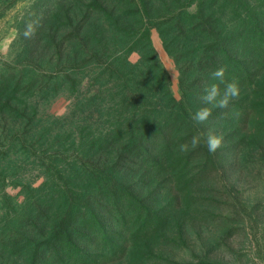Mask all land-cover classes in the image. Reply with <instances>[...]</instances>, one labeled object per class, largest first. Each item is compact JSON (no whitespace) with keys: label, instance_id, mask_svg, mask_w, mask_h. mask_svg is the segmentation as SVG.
<instances>
[{"label":"rangeland","instance_id":"obj_1","mask_svg":"<svg viewBox=\"0 0 264 264\" xmlns=\"http://www.w3.org/2000/svg\"><path fill=\"white\" fill-rule=\"evenodd\" d=\"M109 1L0 0V90L21 72L47 88L32 99L33 148L4 161L1 264H264V0ZM232 81L239 96L194 122L205 87ZM209 131L215 153L203 138L178 150ZM117 179L112 196L102 182Z\"/></svg>","mask_w":264,"mask_h":264},{"label":"trees","instance_id":"obj_2","mask_svg":"<svg viewBox=\"0 0 264 264\" xmlns=\"http://www.w3.org/2000/svg\"><path fill=\"white\" fill-rule=\"evenodd\" d=\"M102 1H104L105 3L110 5L109 0H102ZM199 25L200 24H198L197 26H199ZM144 27L147 30L149 28V25L144 24ZM203 31L205 32L206 30H203ZM219 38H221V36H219ZM217 41L219 42L220 39H217ZM222 42L223 41H220L219 43L222 44ZM87 43H88V40L86 39L85 44H87ZM59 46L61 48V45L59 43H57L55 48L59 49ZM218 46H220V45L218 44ZM217 57H218V55L212 54L213 61H216ZM200 64H201L200 67H202L204 65L202 62ZM210 66H211V64H210ZM204 70L206 72L207 68ZM202 73H204V72H202ZM202 73H201V75H202ZM9 77L10 78L7 79L5 76H3V77H1V81L3 82L4 79H6V83H7V82H10L12 80L11 81V83H12L16 76L14 77V75L12 74V76L10 75ZM27 77H28V75H26L25 73L23 74L21 72L19 74V77H17L18 80L16 81V84L18 86H11L5 90H0V177L3 181V183L7 182V177L10 178V176L8 175V172L6 170L5 164H4V161H5L7 156H9V158L11 157V159H9V160H12L13 156L10 155V151L11 150L14 151L13 154L14 153L18 154L20 149H23V150L24 149L25 150L32 149L33 148L32 146L35 144L32 142L31 135H32V131H33V135H36V133L34 131L33 117L37 113H36L35 107L32 106V103H34V102H32V99L35 100L36 95L39 94V92L42 91L43 88H44L43 90H45L47 88L41 87L39 89V91L35 90L34 92L33 91L31 92V88L28 87V84L30 86L32 81L30 80V81L26 82L25 84L23 83L26 81ZM164 79L165 78H163V77L161 78V82H160L161 87L160 88H163V80ZM33 81H35V80L33 79ZM1 84H3V83H1ZM19 84H24V85L20 86ZM74 84H75V82H74ZM102 89L99 91V93L101 95L107 94V92L102 91ZM107 89H110V88L107 86ZM20 94L24 96V99H26L24 101V102H26V104H24L23 106H20L23 103V101H20V100L16 104H14V102L18 100L17 96ZM73 104H74L75 108L77 109L79 116L81 117L82 112H81L80 102L78 100L74 99ZM76 109H74V107H72L71 108L72 114L69 113L67 117H70L72 115H73V117H76ZM60 118H62V117H60ZM76 118L79 119V117H76ZM141 137H142V135L140 136V138H138V144H140L142 142ZM136 141H137V139H135V141L131 140L130 144L136 146L137 145ZM127 147H129V148H127L129 150L124 151L121 154V156L119 157L117 163H115V165L118 166V168H119V163L121 162V160L123 158L126 159L125 154L129 155L131 152L130 149L133 146L127 145ZM1 152L3 154H1ZM31 154L35 158H40L42 160L41 164H45V159L48 157L46 152H44L42 155H40L38 153V150L35 149V147H34ZM34 157H32L33 160H35ZM121 166L128 167V164L126 162H122ZM121 168H123V167H121ZM114 171H115V169H114ZM48 175H47L46 181H48ZM93 177H94V175H93ZM50 178H53V177H50ZM46 181L44 183H46ZM102 183L104 184V186L106 185L105 187H107V189H109V191H112V196H114V194H117V196L119 195L118 191L120 190V181L118 179H117V182H111L110 185H108V183H110V182L107 180H105ZM88 197H89V195L84 197L85 198L84 200H86ZM69 199L72 202H74V201L77 202L78 195L77 194L74 195V194L70 193ZM42 208L44 210V209H46V206H43ZM39 212H42V209ZM73 213H74L73 209H70L69 211L68 210L64 211L63 214L59 215L60 216L59 219H64V220L59 222L56 225V229L53 228L52 232L50 233L51 236H53V237H56L57 234L61 233L60 237H58L55 242H59V243L62 242V239H64L68 235L69 229H68V227L64 228L65 227L64 221H67L69 219L68 216L71 217L73 215ZM79 213L84 215V212L82 210ZM26 219L31 220L32 214H28ZM32 222H34V220H32ZM73 230H75L74 227H73ZM18 231H19L18 229L17 230H15V229L9 230V234H8L7 238L9 239L11 244L14 242L15 239H17V235H18L17 232ZM5 235H6V231L2 229L0 231V241H2L3 238H5ZM32 240H35V239H32ZM32 240H29V242L30 243L33 242ZM48 242L49 241H42V244L51 245V243L47 244ZM30 245L31 244H28L27 246H30ZM32 247L35 250V248H37V242H35V244L32 243ZM0 264H1V262H0ZM4 264H13V263H10L9 260L8 261L5 260Z\"/></svg>","mask_w":264,"mask_h":264},{"label":"clouds","instance_id":"obj_3","mask_svg":"<svg viewBox=\"0 0 264 264\" xmlns=\"http://www.w3.org/2000/svg\"><path fill=\"white\" fill-rule=\"evenodd\" d=\"M225 69L218 68L211 75L213 78L220 79L224 76ZM240 86L237 82H226L223 88L219 87L217 84L213 83L205 87L202 94L203 107H200L197 111L192 114V120L197 124H202L206 122L210 115L211 109L213 107L226 108L228 107L230 101L240 94ZM202 138L207 145V150L210 153H215L222 145L223 137L209 131L207 134L201 132L194 135L189 143H182L178 145V150L180 152H188L192 149L197 148L201 142Z\"/></svg>","mask_w":264,"mask_h":264}]
</instances>
